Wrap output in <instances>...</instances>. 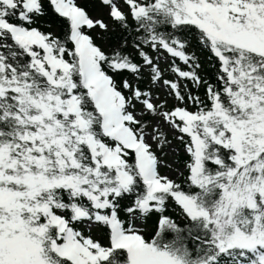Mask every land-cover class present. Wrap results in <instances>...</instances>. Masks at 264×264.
I'll return each mask as SVG.
<instances>
[{
    "label": "snow or ice",
    "instance_id": "snow-or-ice-1",
    "mask_svg": "<svg viewBox=\"0 0 264 264\" xmlns=\"http://www.w3.org/2000/svg\"><path fill=\"white\" fill-rule=\"evenodd\" d=\"M0 264H264V0H0Z\"/></svg>",
    "mask_w": 264,
    "mask_h": 264
}]
</instances>
